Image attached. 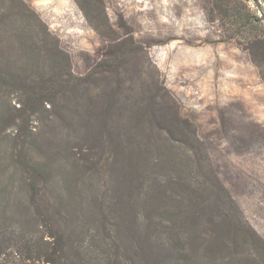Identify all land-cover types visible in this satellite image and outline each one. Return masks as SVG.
I'll use <instances>...</instances> for the list:
<instances>
[{
    "label": "rangeland",
    "instance_id": "obj_1",
    "mask_svg": "<svg viewBox=\"0 0 264 264\" xmlns=\"http://www.w3.org/2000/svg\"><path fill=\"white\" fill-rule=\"evenodd\" d=\"M22 1L67 54L71 75L90 81L74 101H60L40 117L38 133L44 137L34 156L46 161L55 148L97 139L105 154L116 143L148 159L152 180L173 178L182 170L195 172L196 179L199 171L213 172L264 239V80L252 61L255 48L248 49L255 36L264 37V0H103L102 19L93 0ZM4 33L2 47H11L5 57L18 53L16 41ZM36 61L51 69L49 60ZM87 100L91 104L83 106ZM159 104L168 120L173 112L192 123L201 159L193 157L195 146L172 148L166 133L151 126ZM16 128L0 134V204L10 200L12 210L14 195L3 191L10 188L4 174L16 171L6 158L11 137L20 133ZM54 165L53 175L61 178L64 165ZM15 186L21 193V185ZM55 189L45 187L53 203ZM86 195L71 203L72 211L88 209ZM82 231L86 228L79 225L69 229L71 240ZM119 235L126 246L130 240ZM90 245V240L83 243L84 253ZM146 261L136 257L128 264Z\"/></svg>",
    "mask_w": 264,
    "mask_h": 264
},
{
    "label": "trees",
    "instance_id": "obj_2",
    "mask_svg": "<svg viewBox=\"0 0 264 264\" xmlns=\"http://www.w3.org/2000/svg\"><path fill=\"white\" fill-rule=\"evenodd\" d=\"M102 2L93 0L100 19ZM3 32L16 41L18 53L5 57L10 46L3 49L0 38V134L11 126L20 133L11 137L6 155L16 171L4 174L10 188L3 192L14 197L13 210L10 200L0 204V264H128L136 257L146 258L145 264H264V239L213 172L199 171L196 179L195 172L182 170L173 178L152 180L148 159L116 143L105 154L97 139L90 145L81 138L79 144L55 148L46 161L34 156V150H42L40 117L60 101H74L90 81L71 75L67 54L22 0H0V37ZM259 36L248 49L255 48L252 61L264 80V37ZM37 59L49 60L51 69ZM88 104L90 100L82 105ZM160 106L151 126L166 133L170 147L197 150L200 141L192 123L173 112L168 120ZM193 157L201 159L198 150ZM55 162L64 165L61 178L53 175ZM51 184L56 187L54 203L45 190ZM87 191L88 209L72 211L71 203ZM76 225L86 231L73 242L69 229ZM119 234L130 240L126 246ZM87 240L92 245L84 253Z\"/></svg>",
    "mask_w": 264,
    "mask_h": 264
}]
</instances>
